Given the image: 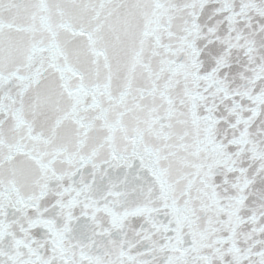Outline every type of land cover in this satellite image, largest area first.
<instances>
[{
    "label": "snow or ice",
    "instance_id": "snow-or-ice-1",
    "mask_svg": "<svg viewBox=\"0 0 264 264\" xmlns=\"http://www.w3.org/2000/svg\"><path fill=\"white\" fill-rule=\"evenodd\" d=\"M0 264H264V0H0Z\"/></svg>",
    "mask_w": 264,
    "mask_h": 264
}]
</instances>
